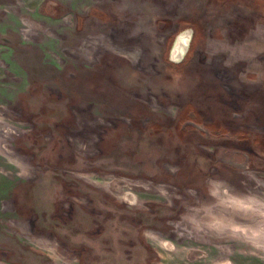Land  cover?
Masks as SVG:
<instances>
[{"label":"rangeland","instance_id":"obj_1","mask_svg":"<svg viewBox=\"0 0 264 264\" xmlns=\"http://www.w3.org/2000/svg\"><path fill=\"white\" fill-rule=\"evenodd\" d=\"M0 264H264V0H0Z\"/></svg>","mask_w":264,"mask_h":264},{"label":"crops","instance_id":"obj_2","mask_svg":"<svg viewBox=\"0 0 264 264\" xmlns=\"http://www.w3.org/2000/svg\"><path fill=\"white\" fill-rule=\"evenodd\" d=\"M121 128H119V129H117V130H112L111 132H110V134L111 135H113L110 139L108 138H106V140L108 141V149H110V150H112V151H114V149H117L118 147H116L115 148V146H118V144H119V135H120V133H121V130H120ZM129 132V131H128ZM128 132H127V134H128ZM147 147H149V146H147ZM150 149L149 150H152L151 148H152V146L151 147H149ZM153 151H150V153H149V155L152 157L153 155ZM103 158V161H105V158H107V157H105V156H103L102 157ZM150 160H153V157L150 159ZM139 162H143L142 161V159H140V161ZM144 163H145V161H144ZM111 164V163H110ZM107 165H108V162H107ZM105 166L104 168H106L107 170H114V169H116L115 168V164H114V162H113V166H110V167H108V166ZM37 186L34 188V194H35V197H36V200L38 199V201H39V199H40V195H44V194H46V196L48 197V195H51V185H50V182H48L47 180L45 181V182H40V183H38V184H36ZM43 191L42 193L40 192V191ZM16 201V200H15ZM13 207V210H18V206H17V203L15 202V205L14 206H12ZM47 207L49 208V210H51V206H49V205H47Z\"/></svg>","mask_w":264,"mask_h":264},{"label":"bare ground","instance_id":"obj_3","mask_svg":"<svg viewBox=\"0 0 264 264\" xmlns=\"http://www.w3.org/2000/svg\"><path fill=\"white\" fill-rule=\"evenodd\" d=\"M190 31H185V32H183V33H181L179 36H178V38H177V40H176V42H175V47H174V49H173V58L174 59H176V57H177V55H178V53L179 52H184V49L183 48H180V47H178V46H180V42H181V40L183 41V42H185L187 45L189 44V41H190ZM178 47V48H177ZM177 60V59H176ZM153 101H154V99H152ZM155 102V101H154ZM155 104H157L156 102H155ZM221 190L223 189V188H221V187H219Z\"/></svg>","mask_w":264,"mask_h":264},{"label":"water","instance_id":"obj_4","mask_svg":"<svg viewBox=\"0 0 264 264\" xmlns=\"http://www.w3.org/2000/svg\"><path fill=\"white\" fill-rule=\"evenodd\" d=\"M189 31V30H188ZM190 34H191V32H190ZM178 38V37H177ZM190 39H191V35H190ZM190 42V41H189ZM189 45V44H188ZM188 45L185 43V42H183L182 40H181V42H180V46H178V47H180V48H183L184 49V52H179L178 53V55H177V57H176V59L177 60H180L184 55H185V53H186V51H187V49H188ZM177 47V48H178ZM175 59V60H176Z\"/></svg>","mask_w":264,"mask_h":264}]
</instances>
